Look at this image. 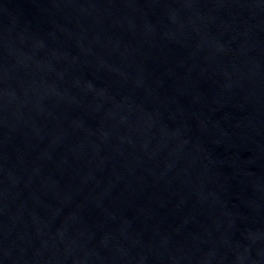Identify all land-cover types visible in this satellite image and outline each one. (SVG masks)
Returning a JSON list of instances; mask_svg holds the SVG:
<instances>
[{
  "label": "water",
  "instance_id": "water-1",
  "mask_svg": "<svg viewBox=\"0 0 264 264\" xmlns=\"http://www.w3.org/2000/svg\"><path fill=\"white\" fill-rule=\"evenodd\" d=\"M0 264H264V0H0Z\"/></svg>",
  "mask_w": 264,
  "mask_h": 264
}]
</instances>
